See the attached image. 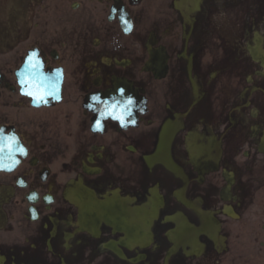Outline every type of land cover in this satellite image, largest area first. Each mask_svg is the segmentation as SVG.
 <instances>
[{
  "label": "flooded vegetation",
  "instance_id": "obj_1",
  "mask_svg": "<svg viewBox=\"0 0 264 264\" xmlns=\"http://www.w3.org/2000/svg\"><path fill=\"white\" fill-rule=\"evenodd\" d=\"M0 138V264H264V0H0Z\"/></svg>",
  "mask_w": 264,
  "mask_h": 264
},
{
  "label": "snow or ice",
  "instance_id": "obj_2",
  "mask_svg": "<svg viewBox=\"0 0 264 264\" xmlns=\"http://www.w3.org/2000/svg\"><path fill=\"white\" fill-rule=\"evenodd\" d=\"M5 151H11V145L6 143L3 138H0V156H2Z\"/></svg>",
  "mask_w": 264,
  "mask_h": 264
}]
</instances>
